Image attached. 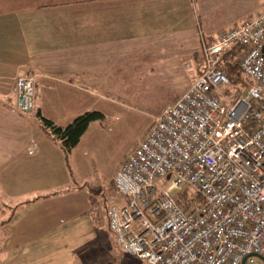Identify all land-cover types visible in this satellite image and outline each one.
<instances>
[{"label": "crops", "instance_id": "0c3cea01", "mask_svg": "<svg viewBox=\"0 0 264 264\" xmlns=\"http://www.w3.org/2000/svg\"><path fill=\"white\" fill-rule=\"evenodd\" d=\"M257 1L0 0V264L84 259L97 240L93 190L107 199L108 230L109 207L124 204L114 177L133 150L115 163L108 152L125 109L184 79L177 101L200 74L202 39L263 12ZM227 6L239 16L221 28L212 15ZM24 76L36 81L30 115L17 109ZM38 111L60 127L89 111L105 115L72 152V176Z\"/></svg>", "mask_w": 264, "mask_h": 264}, {"label": "built area", "instance_id": "2783aa9c", "mask_svg": "<svg viewBox=\"0 0 264 264\" xmlns=\"http://www.w3.org/2000/svg\"><path fill=\"white\" fill-rule=\"evenodd\" d=\"M241 48L249 88L237 100L221 69ZM195 82L168 106L114 177L108 209L120 250L145 264L264 260V11L201 41ZM35 77L16 81L17 109L35 110Z\"/></svg>", "mask_w": 264, "mask_h": 264}, {"label": "rangeland", "instance_id": "374dc122", "mask_svg": "<svg viewBox=\"0 0 264 264\" xmlns=\"http://www.w3.org/2000/svg\"><path fill=\"white\" fill-rule=\"evenodd\" d=\"M257 3L264 4V0H258ZM255 12L253 11L251 14H255ZM236 15H238L237 12H233L227 6L223 7L218 14H213L212 20L215 25L221 28H229L231 25L228 22L236 18ZM232 61L233 63L237 62L234 58ZM223 67V72L226 73L231 67L229 58L224 59ZM235 79H237V76H235ZM183 88L184 79H179L168 87L139 95L135 109H125L124 115L120 117V132L116 134L115 140L112 141L109 148L108 162L115 163L131 150H135L149 130L155 125L156 120L161 116L167 106L181 94ZM235 100H237V97ZM93 202L95 208L93 221H95L97 240L88 249L84 259L76 256V264H145L135 258L126 256L118 247L113 234L109 232L105 211L107 199L106 202L104 199H98L97 190H93ZM252 260L253 262L247 261L246 264H264L262 258L253 257Z\"/></svg>", "mask_w": 264, "mask_h": 264}, {"label": "trees", "instance_id": "16d2710c", "mask_svg": "<svg viewBox=\"0 0 264 264\" xmlns=\"http://www.w3.org/2000/svg\"><path fill=\"white\" fill-rule=\"evenodd\" d=\"M235 50L234 51L239 55L242 49L236 47ZM235 52H233V55H235ZM233 55L232 57H229L231 61V67L226 72L227 74L225 73L229 77L231 83L230 86L224 89L223 91V95L227 96L228 98L230 96L231 100H235L236 97L237 99L239 97H242L246 90L249 88V82L240 77L241 75L239 70V62L233 63L232 61L233 58H236ZM223 68L224 67L222 63L221 69L223 70ZM235 76H237V79H235ZM35 117L40 129L47 136H49L53 142L58 144L60 149L64 153L66 166L71 176L72 170L70 165V157L72 152L79 146L82 141V138L84 137L91 125L95 123L106 124L107 122L105 115L99 111L86 112L77 117L72 123H70L66 127H60L56 125L53 121L45 118L39 111L36 113Z\"/></svg>", "mask_w": 264, "mask_h": 264}, {"label": "water", "instance_id": "95a60500", "mask_svg": "<svg viewBox=\"0 0 264 264\" xmlns=\"http://www.w3.org/2000/svg\"><path fill=\"white\" fill-rule=\"evenodd\" d=\"M253 257H258V256L253 255ZM259 258H260V257H259ZM246 262H247V259H245V260L242 262V264H246Z\"/></svg>", "mask_w": 264, "mask_h": 264}]
</instances>
